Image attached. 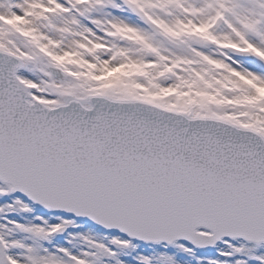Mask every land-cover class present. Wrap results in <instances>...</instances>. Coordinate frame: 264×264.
I'll return each mask as SVG.
<instances>
[{
    "label": "snow or ice",
    "instance_id": "6c2138e0",
    "mask_svg": "<svg viewBox=\"0 0 264 264\" xmlns=\"http://www.w3.org/2000/svg\"><path fill=\"white\" fill-rule=\"evenodd\" d=\"M0 264H264V0H0Z\"/></svg>",
    "mask_w": 264,
    "mask_h": 264
}]
</instances>
